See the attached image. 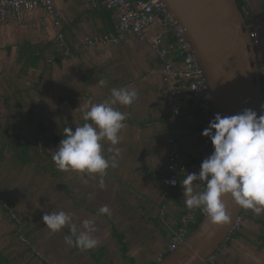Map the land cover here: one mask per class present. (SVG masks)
I'll use <instances>...</instances> for the list:
<instances>
[{
    "label": "crops",
    "instance_id": "1",
    "mask_svg": "<svg viewBox=\"0 0 264 264\" xmlns=\"http://www.w3.org/2000/svg\"><path fill=\"white\" fill-rule=\"evenodd\" d=\"M56 6L69 43L95 37L112 27L113 14L85 0H69L67 4L57 0ZM42 14L46 21H27L22 14L19 21L10 18L0 28V199L22 221L27 236L44 225L45 213L53 211L74 213L78 226L84 220L94 222V235L100 243L92 250L68 245V227L57 232L52 246L57 249L58 264H154L168 242L159 222V209L166 204L168 219L183 215L187 207L181 181L194 173L191 169L181 172L178 186L165 196L161 179L167 142L177 131L182 160L189 166L196 164L201 151L195 136L201 123L198 113L190 96L181 92L180 113L172 117L161 63L151 52L148 56L143 48L132 47L133 37L117 45L97 44L65 58L51 45V22ZM244 15L250 30L257 34L255 48L264 79V0H248ZM21 26L32 27L41 36L35 37L34 29L14 35ZM153 30L166 35L161 27ZM44 41L47 47L42 45ZM101 79L106 86L99 85ZM120 87L135 90L138 96L131 106H116L127 114L116 146L121 155L118 166L107 170L105 187L100 189L99 177L62 172L52 157L64 129L81 126L88 106L109 99L110 90ZM110 146L107 142L103 145L106 156L112 155L107 151ZM103 205L111 209L110 216L98 214ZM2 220L0 211V264L6 260L3 255L21 261V253L5 246L14 224ZM232 240V245L224 244L216 253L222 259L217 264H263L264 211L245 213Z\"/></svg>",
    "mask_w": 264,
    "mask_h": 264
},
{
    "label": "clouds",
    "instance_id": "2",
    "mask_svg": "<svg viewBox=\"0 0 264 264\" xmlns=\"http://www.w3.org/2000/svg\"><path fill=\"white\" fill-rule=\"evenodd\" d=\"M99 85L106 86V81L99 80ZM137 96L135 90L127 87L112 88L109 99L91 103L81 126L64 129L52 157L57 168L99 177V188L103 189L107 170L118 166L121 149L116 146L120 143L119 133L126 127L127 114L116 106H131ZM202 136L211 141L213 151L202 161L198 173L187 174L181 181L185 206L189 210H202L216 226L226 225L230 220L225 198L255 214L264 211V114L258 116L252 109L230 116L216 114ZM106 142L111 145L107 149L112 153L110 156L103 153ZM169 183L175 186L176 181ZM200 187L203 191H197ZM97 211L100 215H111L107 205ZM76 219L74 213L65 211L45 213L42 217L52 233L68 227L70 235L65 236L68 245L81 250L95 249L100 241L94 235L97 232L94 222L84 220L78 226Z\"/></svg>",
    "mask_w": 264,
    "mask_h": 264
},
{
    "label": "built area",
    "instance_id": "3",
    "mask_svg": "<svg viewBox=\"0 0 264 264\" xmlns=\"http://www.w3.org/2000/svg\"><path fill=\"white\" fill-rule=\"evenodd\" d=\"M56 1L0 0V28L10 18L19 21L24 12L41 10L51 22L52 45L65 58L97 44L117 45L129 37H134L138 41L146 43L153 57L161 63L165 99L173 118H176L180 113V93L184 92L190 96L192 106L201 121L199 130L195 132V136L201 142V151L197 163L192 166L187 165L182 160L181 148L177 140L178 132H172L167 142L168 156L165 175L161 179L164 194L168 196V193L178 186L180 173L186 169L198 173L202 161L213 151L211 141L202 136L203 130L209 126L210 121L215 117L211 107L209 87L183 28L160 0H85L94 8L100 7L110 11L113 14L112 27L107 32L95 37L86 36L76 43H69L61 28V12L56 6ZM247 1L236 0L243 14ZM158 27L165 29L166 35L152 31ZM250 38L254 45L257 44L255 32L250 31ZM261 86L264 91V79L261 81ZM171 180L176 181L175 186L169 183ZM197 191H203V187L198 188ZM1 204L11 221L16 225L19 240L26 243L22 221L3 200H1ZM166 211V204L164 203L159 209L158 216L160 225L168 234V242L165 253L159 254V259L167 253L173 252L185 242L191 230L200 223L202 215V210H189L187 208L178 219H168ZM244 215L245 212L237 219L231 234L239 229ZM216 262L217 255L215 253L201 264H216Z\"/></svg>",
    "mask_w": 264,
    "mask_h": 264
},
{
    "label": "water",
    "instance_id": "4",
    "mask_svg": "<svg viewBox=\"0 0 264 264\" xmlns=\"http://www.w3.org/2000/svg\"><path fill=\"white\" fill-rule=\"evenodd\" d=\"M172 13L192 47L209 87L214 115L245 109L264 114V91L250 27L236 0H160ZM224 204L228 224L216 226L202 211L200 223L185 242L154 264H201L228 241L244 209L231 199Z\"/></svg>",
    "mask_w": 264,
    "mask_h": 264
},
{
    "label": "rangeland",
    "instance_id": "5",
    "mask_svg": "<svg viewBox=\"0 0 264 264\" xmlns=\"http://www.w3.org/2000/svg\"><path fill=\"white\" fill-rule=\"evenodd\" d=\"M59 1H62V3L67 4L69 0H59ZM71 1L74 2V0H71ZM68 12L70 14H72L73 16H78L77 15L78 13L73 11V10H70V11L68 10ZM23 16H24V19L27 21L30 19H39V20L43 19V20H45V18H43L42 12L39 10L24 12ZM45 17L48 18V16H46V15H45ZM48 20H49V18H48ZM33 29H32V27H29V29H28L27 26H21V28L18 29V32H15L14 35L22 36L26 33V31H29V30L33 31ZM46 32L48 34H50L49 29L46 30ZM48 34H46L47 37L49 36ZM34 35H35V37H40L41 36L40 31L38 32L37 30L34 29ZM132 39H133L132 41H134V42H132L134 44V46H132V47H135V48L141 47L145 50V53L147 55L149 54L148 56H151L150 55L151 54L150 48L146 43L137 41V39L135 38L136 39L135 40L134 37ZM49 43H50V41H49ZM127 44H129V42ZM42 45L46 46V47L48 46L47 43L45 44V41L42 42ZM53 47L55 48V46H53ZM144 50H142L143 53H144ZM144 57H145V55H144ZM2 64H3V61L1 60L0 65H2ZM1 200H3V198L0 199V211H1V214L3 217V220L8 219L11 223H13L11 221V219L9 218L7 211L4 208H2ZM3 202L6 203V201H4V200H3ZM22 226L24 228L23 223H22ZM13 230H14V233L10 234L11 240L9 238H7V241L5 243L6 250L10 251V249H11V251H13V253L14 252L21 253V255L23 256L22 260L20 261V259L18 257L12 258L11 255H8L6 257H4V255H3V258H5L6 260H3L1 264H58V262H57V255H58L57 249L54 246H52V245H55L54 243H56V234L57 233L50 232V230H48L45 225L40 226L36 232L28 233V236H27V233L25 232L26 230L23 229V235L26 239V243H23L19 240L15 224L13 226ZM235 233H236V231H235ZM227 242L229 245H232L233 240L228 239ZM220 251H221V249H219L217 251V253L218 252L220 253ZM221 260L222 259H220L217 256L216 264L219 263ZM232 263L233 262H231L230 264H232Z\"/></svg>",
    "mask_w": 264,
    "mask_h": 264
},
{
    "label": "trees",
    "instance_id": "6",
    "mask_svg": "<svg viewBox=\"0 0 264 264\" xmlns=\"http://www.w3.org/2000/svg\"><path fill=\"white\" fill-rule=\"evenodd\" d=\"M51 44H52V43H51ZM248 211H250V210H248V209H244V212H245V213H247ZM234 235H235V233H234V234H231L229 240H230V239H233V238H234ZM226 244H228V242H226L225 245H226Z\"/></svg>",
    "mask_w": 264,
    "mask_h": 264
}]
</instances>
